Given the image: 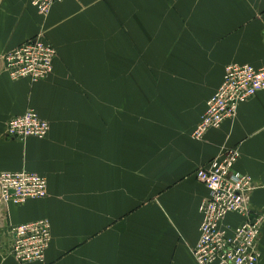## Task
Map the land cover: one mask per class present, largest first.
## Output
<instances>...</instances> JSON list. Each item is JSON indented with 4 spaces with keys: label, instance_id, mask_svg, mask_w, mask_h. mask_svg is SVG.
Returning <instances> with one entry per match:
<instances>
[{
    "label": "crops",
    "instance_id": "crops-1",
    "mask_svg": "<svg viewBox=\"0 0 264 264\" xmlns=\"http://www.w3.org/2000/svg\"><path fill=\"white\" fill-rule=\"evenodd\" d=\"M37 37L57 50L53 73L11 80L2 57ZM231 64L264 69V0H67L47 16L0 0V173L39 174L49 192L0 200V264H17L12 228L38 220L53 238L45 261L28 264H198L209 192L196 172L233 148L235 170L253 180L264 264V91L192 138ZM30 109L48 136L9 137Z\"/></svg>",
    "mask_w": 264,
    "mask_h": 264
},
{
    "label": "built area",
    "instance_id": "built-area-1",
    "mask_svg": "<svg viewBox=\"0 0 264 264\" xmlns=\"http://www.w3.org/2000/svg\"><path fill=\"white\" fill-rule=\"evenodd\" d=\"M65 1L30 0V4L40 15L47 16L55 4ZM56 58L57 50L46 38L37 37L5 53L2 61L11 80L28 79L39 83L53 73ZM262 91L264 69L250 64L229 65L217 92L207 101L205 113L192 138L203 141L210 130L220 129L226 120L235 119L239 106ZM49 132L50 124L34 109L13 118L7 128L9 137L20 140H43ZM240 157L238 149H230L196 172V178L209 192L200 205V237L193 250L198 264H259L262 221L250 216L249 194L253 180L235 170ZM48 196V181L39 174L26 171L0 173V200L5 204L22 205ZM232 214L244 219L235 229L224 225ZM12 235L11 254L17 264L45 261L53 238L49 220L13 227Z\"/></svg>",
    "mask_w": 264,
    "mask_h": 264
},
{
    "label": "rangeland",
    "instance_id": "rangeland-1",
    "mask_svg": "<svg viewBox=\"0 0 264 264\" xmlns=\"http://www.w3.org/2000/svg\"><path fill=\"white\" fill-rule=\"evenodd\" d=\"M7 53V52H6ZM39 221V220H38ZM36 222V221H35ZM31 223V222H30ZM20 226V225H19ZM14 227H17V226H14ZM13 245V244H12ZM12 255V254H11ZM13 257V256H12ZM14 259V258H13ZM15 260V259H14ZM16 262V261H15Z\"/></svg>",
    "mask_w": 264,
    "mask_h": 264
},
{
    "label": "trees",
    "instance_id": "trees-1",
    "mask_svg": "<svg viewBox=\"0 0 264 264\" xmlns=\"http://www.w3.org/2000/svg\"><path fill=\"white\" fill-rule=\"evenodd\" d=\"M207 104V103H206ZM206 110V109H205ZM205 113V112H204ZM201 120V119H200Z\"/></svg>",
    "mask_w": 264,
    "mask_h": 264
}]
</instances>
